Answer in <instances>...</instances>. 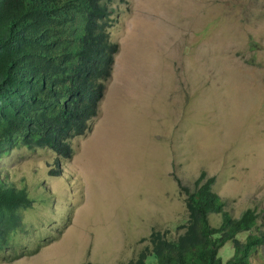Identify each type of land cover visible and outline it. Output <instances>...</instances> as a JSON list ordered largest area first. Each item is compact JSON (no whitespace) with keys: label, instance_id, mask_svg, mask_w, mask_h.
Wrapping results in <instances>:
<instances>
[{"label":"rangeland","instance_id":"rangeland-1","mask_svg":"<svg viewBox=\"0 0 264 264\" xmlns=\"http://www.w3.org/2000/svg\"><path fill=\"white\" fill-rule=\"evenodd\" d=\"M107 8L110 75L71 156L14 146L0 161L44 197L22 217L18 258L0 264H127L151 250L154 232L182 235L181 187L202 172L232 218L264 209V0ZM256 257L264 264V247Z\"/></svg>","mask_w":264,"mask_h":264},{"label":"trees","instance_id":"trees-1","mask_svg":"<svg viewBox=\"0 0 264 264\" xmlns=\"http://www.w3.org/2000/svg\"><path fill=\"white\" fill-rule=\"evenodd\" d=\"M108 1L0 0V161L14 146L71 156V135L88 131L114 50L99 25ZM5 167H0V261L7 262L20 254L27 229L23 215L44 197L23 180L16 184ZM212 183L202 172L191 189L181 187L187 210L182 235L170 241L154 232L151 250L127 264H147L151 256L152 264H253L262 258L256 259L264 247L257 208L232 218ZM212 216L221 217L220 226L211 223Z\"/></svg>","mask_w":264,"mask_h":264},{"label":"clouds","instance_id":"clouds-1","mask_svg":"<svg viewBox=\"0 0 264 264\" xmlns=\"http://www.w3.org/2000/svg\"><path fill=\"white\" fill-rule=\"evenodd\" d=\"M212 188H213V187H212ZM256 212L258 213V217H259V219H258V223H260L261 220L264 221V209H263V210H259V209H257Z\"/></svg>","mask_w":264,"mask_h":264}]
</instances>
